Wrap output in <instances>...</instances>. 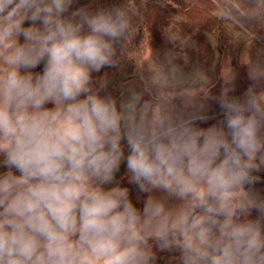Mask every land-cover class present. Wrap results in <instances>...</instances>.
Segmentation results:
<instances>
[{
  "label": "clouds",
  "instance_id": "9594fccd",
  "mask_svg": "<svg viewBox=\"0 0 264 264\" xmlns=\"http://www.w3.org/2000/svg\"><path fill=\"white\" fill-rule=\"evenodd\" d=\"M137 15L0 0V264H264V60L116 96Z\"/></svg>",
  "mask_w": 264,
  "mask_h": 264
},
{
  "label": "rangeland",
  "instance_id": "374dc122",
  "mask_svg": "<svg viewBox=\"0 0 264 264\" xmlns=\"http://www.w3.org/2000/svg\"><path fill=\"white\" fill-rule=\"evenodd\" d=\"M86 2V0H81ZM119 3L120 0H102ZM138 9L133 31L123 42L118 68L103 69L110 90L137 87L141 77L169 63L184 72L199 68L211 84L223 65L239 70V88L247 86L246 65L264 60V0H130ZM171 35L178 43L166 39ZM262 181L257 185L264 189ZM162 253L159 264H167Z\"/></svg>",
  "mask_w": 264,
  "mask_h": 264
}]
</instances>
